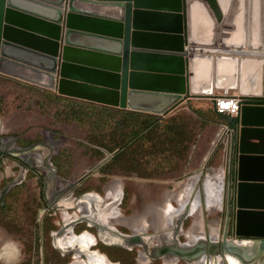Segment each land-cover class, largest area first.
Returning <instances> with one entry per match:
<instances>
[{"label":"water","instance_id":"1","mask_svg":"<svg viewBox=\"0 0 264 264\" xmlns=\"http://www.w3.org/2000/svg\"><path fill=\"white\" fill-rule=\"evenodd\" d=\"M17 1L0 0V76L60 97L164 118L196 95H214L213 87L203 86V80L201 91L192 90L194 71L200 68L203 79L202 63L208 61L211 70L225 63L231 66L233 77L229 83L219 80L217 87L224 93L217 96H229V89H238L242 97L264 101V67L261 94L246 95L235 84L243 83L245 66L237 80L238 66L223 59L234 56V51L223 48L219 52L224 56H219V39L205 41L211 42V49L194 45L191 0H24L51 14ZM204 1L221 22L223 17H217L220 11L223 15L220 0L216 7ZM76 3L98 5L106 12L79 9ZM262 10L264 42V0ZM230 119L232 124L222 126L230 130V138L226 134L222 140L231 152L230 192L236 158V239L227 238L229 214L222 242L205 239L183 245L178 237L145 249L153 258L167 256L192 264L231 255L241 264H264V104L243 102L239 114ZM123 237L127 243L117 246L126 249L140 241L135 234Z\"/></svg>","mask_w":264,"mask_h":264},{"label":"rangeland","instance_id":"2","mask_svg":"<svg viewBox=\"0 0 264 264\" xmlns=\"http://www.w3.org/2000/svg\"><path fill=\"white\" fill-rule=\"evenodd\" d=\"M217 17L219 20L222 19L223 15L221 11ZM219 56H224V54H220ZM202 71L203 86L213 87L214 95H196L182 103L164 119V121H167L171 115L183 119L186 124L184 128V138L189 136V131L194 132V138L193 141L189 143V149L185 151L186 149H182V145H180L178 147L180 148L177 153L178 155L173 160L172 154H167L166 152L169 143L164 139H155L154 142L157 144H153V142L152 145L146 144L142 149V153L144 154H139L137 158L139 164L133 166V169L137 167L138 173L142 178L133 174L129 176L128 173L122 171L113 172L115 174L114 177L124 180V184L126 187H129L131 193L129 197H127L130 201L124 203L120 207L125 209V212L121 209L125 218L131 219L133 225H135L119 224L117 228L124 234H134L137 228L143 227V223L145 222L151 224V219L146 218L149 215L148 212L150 211L151 205L154 202L155 204H157V202L162 203V196H164V193H166L168 189L172 190L177 182L186 180L194 176V174L201 173L204 176L197 175L189 181L194 182L195 186L199 181L203 180V183H206L209 178H216L218 186L222 188L223 198L224 174L226 175V171L227 173L230 171L231 152L229 147L223 143L222 137L226 135V131L222 126L232 124L233 120L230 119L229 116H217L214 113V105L216 96L220 93H224V89L217 87V85H219V80L229 83L233 76L231 73V66L226 63L223 64V66H219L218 68L215 67L211 70L210 64L208 61H205L202 63ZM25 84L26 83L13 78L0 76V141L2 138L17 136L19 137V145L23 148H27L36 143L47 144L45 131L48 129L60 131L61 125L58 124V122L65 120L66 116L69 114V110L77 109L73 102L58 100L51 93L41 91V89L30 87L31 85L27 86ZM228 91L230 94L241 96L238 89H229ZM242 99L244 102L245 100H263L262 98L246 97H242ZM87 110V107L83 108V111ZM95 124H97V121L94 122L93 120L86 119L84 126L90 131ZM220 132H222V136L220 135V137L217 138ZM81 136H83V134H81ZM101 136L102 134H100L99 131H95L91 142L100 144ZM216 139H219V141L214 142ZM188 142L189 141H186L183 146ZM63 148L62 146L60 149ZM0 152L1 192L10 182L19 178L21 173V165L19 162H21V160L13 156L14 151L12 150H1ZM83 152L81 148L75 149L74 153L78 161L83 158ZM55 158H57V156H54V159ZM129 164L133 163H125L124 160H114L110 165L113 168L125 169L131 166ZM231 171L235 179L236 158L233 161ZM46 179L47 176L43 172L39 170H30L25 180L13 188L7 195L6 207L0 210V264H72L75 261V257L72 259V254H62L55 248L53 243L52 231L59 229L63 223L62 208L52 215L46 216L44 221L39 218L42 209L46 205L43 189ZM90 180L94 182H92L93 186L90 185L89 188H93L97 187L95 184L101 179L99 174H96ZM84 189L85 188L82 187L79 188L77 194L80 193V190ZM192 191L193 189L189 193L186 191L185 194L184 191L180 192V202H175L177 207L170 204L166 205L163 209V214H158L157 212V215L154 214L155 216H151L156 217L153 225L157 226V229L152 225L147 231H145L147 225H145L144 230L141 229V231L148 236L156 235V240H158V245L156 246L165 243L160 239V231L164 232L166 230H171L170 236L172 238L175 233L178 234L179 238L182 235L186 236L185 231H188L193 225V218L187 217H196L199 214L201 217L203 216V213L198 208L199 201L197 198L199 194H197L193 202L190 200ZM201 204L203 205L202 209L207 210V205L205 208L204 201ZM188 206H190L189 212ZM75 211V209H71L70 213L73 214ZM168 211L171 212L170 215H168ZM162 215L166 216V219L163 218ZM226 215V210L219 216L210 215L208 212H205V219L202 227V230L205 232V237H199V241L205 240L206 234L207 237H209L210 230L217 227V224L220 226L223 235L227 223ZM184 221L185 230L183 229ZM98 222L104 223L102 221ZM139 224L141 225L137 226ZM171 225L173 227H171ZM85 228L86 225L83 223L77 225L76 230L82 231ZM90 231L97 235V229L95 227L91 228ZM215 234L218 235L220 239L221 235L217 230L215 233L211 232V236ZM185 236H182L180 241L187 242V236ZM230 236L229 238H236L234 235V227H231ZM150 238L149 241L153 242ZM169 243L170 242L165 244ZM8 244H12L14 249L7 248V246H9ZM105 246V244L100 242L98 249L101 252L107 251L110 254L112 262H118L116 264H145L143 262L145 260L141 259L139 256L140 250H142L140 247H136L134 250H128L126 248H120L119 246L112 247L111 249ZM5 248L10 250L11 253ZM170 260L172 261L173 259ZM167 263L171 264V262ZM178 263L179 261H177V264ZM149 264L165 263L163 259H158ZM180 264L187 263L181 260Z\"/></svg>","mask_w":264,"mask_h":264},{"label":"flooded vegetation","instance_id":"3","mask_svg":"<svg viewBox=\"0 0 264 264\" xmlns=\"http://www.w3.org/2000/svg\"><path fill=\"white\" fill-rule=\"evenodd\" d=\"M215 4H216V0H215ZM25 85H27V84H25ZM27 86H30V85H27ZM30 87H34V86H30ZM34 88H36V87H34ZM41 91L51 93L54 95V97L58 96L55 93L50 92V91H46V90H42V89H41ZM76 101H80L83 103H90V102L81 101V100H76ZM92 104H94V103H92ZM95 105H98V104H95ZM100 106H102V105H100ZM71 111L72 110H69L68 113ZM75 111H77V110H75ZM68 115L66 116L65 120L58 122V124L61 125L60 131L50 130V129L45 131L47 144L36 143V144L29 146L27 148H23L19 145V137H17V136H11V137H6V138L1 139V141H0L1 142V144H0L1 150L2 151L3 150H6V151L12 150V151H14L13 156H15L16 159L21 160V162H19L21 165V173H20V176L18 179H15L12 182H10L0 192V210L4 209L6 207L7 195L10 193V191L13 188L18 186L21 182H23L25 180L28 172L30 170H39L47 176V179H46V182H45V185L43 188L44 189V196L46 199V205L42 209V211L39 215V218H41V220L44 221L46 216L52 215L53 213H55L56 211H58L59 209L62 208V221H63V223L59 229L52 231L53 243H54V246L56 249H58L64 255L72 254V259L74 257L76 258L77 253H75L73 249H71L70 251L63 250L61 247H58L56 242H57L58 238L64 232H66V234H67L68 230H70V229L73 231V233L76 236H80L83 233L87 232L90 235H92L95 239L94 243L88 245L87 250L90 253H95L98 251L99 254L106 256V258L112 262V260L110 258V254L107 251L101 252L98 249V246L100 245V242H102L103 244L106 245L105 247H108L111 249L112 247H117V243L111 242L107 236H106V240L100 239L99 238L100 231L103 230L104 232H106V235L113 233L112 235H115L118 237H123V236L131 237L132 235L135 234L136 236H138L140 238V241L139 240L136 241L135 245L132 246L131 248H129L128 250H134L136 247L142 248V250H140V253L144 252L146 254V257H147L146 261H143V260L142 261L145 264H149V263H153V261L158 260V259L153 258L151 256V254L149 255V253L146 252L145 249L150 250V249H152V247H155L156 245H158V240H156V238H157V237H155L156 235L148 236L146 233L142 232L141 229L144 230L145 225H147V228L145 231H147V229L151 225L157 229V226L153 225V223H155V219H156V217H154L155 216L154 214L157 215V212H158V214L159 213L163 214V209L165 208V206L169 205V204L172 205L171 204V201L173 200L172 194H177L178 192L183 190L185 185L187 184L186 189L184 190V194L186 193V191H188V193H189L193 189L192 194L190 196V200L192 202L196 199L197 194H199V197L197 198V200L199 201L198 202L199 203L198 208L203 213V216H202L203 222L205 219V216H204L205 212H208L210 215L219 216L221 213H223L226 210V214H227L226 218H228V215L230 214L227 238L228 239H236V238H229V237H231L230 236L231 235V227H234V218H235V211H236V208H235V202H236L235 201V179L233 178V173H232V182H231L232 190L230 192V187H229L230 186V179H229L230 171L228 173L226 171V175L224 174L225 181H224L223 200L221 201L220 205L217 204V207H215L213 211L209 212L207 210L202 209L203 205L201 204L204 201L205 208H206V203L208 200V198H207L208 197L207 196V190H208V184L207 183H208V181L206 183H203V180L199 181V182H197L196 186H195L194 182H189L192 178H194L197 175L203 176L201 173H199V174L197 173V174H194V176H191L186 180L177 182L176 185H174L172 190L168 189V191H166V193H164V196H162L163 197L162 203L157 202V204H155V202H154L151 205V208L149 209L150 211L148 212L149 215L146 217L148 219H151V224L149 222L143 223V227L139 228V229L137 228L135 233L132 235H127V234H124L123 232H120L119 229L117 228V226L119 224H129L132 226H134L135 224L133 225L131 219L125 218V216L121 210L123 208L120 207L124 203H128L130 201V199L127 198L131 194L130 189H129V187H126V185L124 184V180L122 178L114 177L115 174L113 172L114 171H122L124 173H128L129 176L133 174L139 178H142V177L139 175L138 171H134L133 166L126 167L127 169L126 168L125 169H121V168L118 169V168L111 167L110 164L113 161V158L115 157V153H110L106 150V148L101 147V146L96 145V144H93V142H91V139L93 138V135H94L93 132L91 130L88 131L83 124H81L78 121L72 120ZM81 134H83L84 137L81 136ZM226 134H227L228 138H230V132L227 131ZM216 140H215V142H216ZM62 146L64 148L60 149V148H62ZM77 148H79V149L81 148L84 151L82 153L83 158L79 161H78V159H76L75 153H74L75 149H77ZM34 149H40V151L43 152V160L41 163L42 167H40L41 165H36V162H37L36 159H34L35 164H33L31 162L29 163L28 161H26L22 157V155L24 153H26V154L30 153ZM0 154H1V152H0ZM54 156H57V158L54 159ZM53 159H54V162H53ZM43 170H45L47 173ZM135 170H137V167L135 168ZM210 172H212V171H210ZM96 174H99V177L101 180L97 184H95V185H97V187L89 188L90 185L93 186L92 182H94L90 179ZM54 178L60 179V181L62 182V184L64 185L65 188L62 191V190L58 189V187L56 186L55 187V190H56L55 195L56 196L54 198H50L48 195V191L50 190V185H51ZM226 178H227V181H226ZM81 187L85 188V189L80 190V193L77 194V190ZM8 188H9L8 192L3 194L4 191ZM218 189L220 190V187ZM226 189H227V191H226ZM59 191H60V193H59ZM167 193H171V195L167 196L166 195ZM180 194L178 195L179 197H176V199L174 198V201L180 202ZM127 199H129V200H127ZM68 203H71V204L67 205ZM99 203H100V205H99ZM172 203H173V205H175L177 207V204L175 202H172ZM117 204H118V206H117ZM84 206H86V207H84ZM71 209H73V210L75 209L76 211L73 214H71L70 213ZM123 210L125 212V209H123ZM189 211H190V206H188V212ZM170 213L171 212L168 211V215H170ZM152 215H154L153 216L154 220H153V217H151ZM197 216L202 218L200 214ZM165 217L166 216H164V218ZM189 217L193 218V225H194L195 221H196L195 220L196 217L195 216H188L187 218H189ZM186 219H185V221H186ZM103 220H104V223L98 222V221L103 222ZM185 221L183 223V229L184 230H185ZM83 223L86 225V228L82 231H77L76 230L77 225L83 224ZM217 223H218V220H217ZM110 224H111V226H110ZM140 225L141 224H139L137 226H140ZM193 225H192V227H193ZM218 226L219 225L217 224V227H214L210 230V236L209 237H207V234H206L207 240L213 241L212 236H211V232L215 233L217 230L221 235L220 239L218 238L219 239L218 241H220V242L223 241L224 234H225L226 228H227V223H226V227H225L223 235L221 233L220 226L219 227ZM94 227L97 229V235L93 234L90 231V229L94 228ZM188 231H185V232H188ZM139 235H141V236H139ZM234 235H235V233H234ZM182 236H185V235H182ZM181 237H180V239H181ZM149 238L152 239L153 242L149 241ZM186 238L188 240V237H186ZM218 241H213V242L215 243ZM180 242L183 245H193V244L189 243V240L187 242H182V241H180ZM8 245L9 246H7V248L14 249L13 248L14 246L12 244H8ZM146 245H148V246H146ZM69 246H72L73 248H76V249L80 248V244L77 241H75V242L72 241ZM119 247L125 249L124 247H121V246H119ZM7 248H5V249H7ZM90 248H92V249H90ZM8 251L10 252V250H8ZM13 252H14V250H13ZM140 253H139V256L141 257ZM78 256H80V257L82 256L81 258L83 260L86 257L82 253L79 254ZM165 258H161V259H163V262L165 264H170V263L166 262ZM170 259H175V258L170 257ZM177 260L179 261L178 264H180L181 260L180 259H177ZM113 262H115V264L118 263L117 261H113Z\"/></svg>","mask_w":264,"mask_h":264},{"label":"bare ground","instance_id":"4","mask_svg":"<svg viewBox=\"0 0 264 264\" xmlns=\"http://www.w3.org/2000/svg\"><path fill=\"white\" fill-rule=\"evenodd\" d=\"M17 3L29 9L51 14V12L48 9H45L44 7H41L39 5L24 0H18ZM75 5L77 8L84 9L86 11H93L100 13L106 12V9L104 7L98 5H89V4H81V3H76ZM262 5H263V0H220V7L223 11V20L219 22L215 19L214 13L206 1L191 0L189 2L191 34H192V39H194L193 40L194 45L199 46L201 43L208 49H211L212 46L209 45L211 42L206 43L205 41H207L208 39H219L221 43L219 44V46H217V48H219L217 49L218 52L223 50V48H228L229 50L234 51L235 53L234 56L223 57V59H228L231 61V63L238 66L239 78L237 80H239L240 75H242L240 71L242 69L241 66H245V70H244L245 78L243 80V83L241 81L239 82L237 81L235 82V84H237L238 87H243V93L246 95H257V94H261L262 92V68L264 67V42L262 41L263 39L262 38V31H263ZM224 41L226 44H223ZM218 54L221 53L219 52ZM214 56L216 55L214 54ZM212 61H215L216 63V60H212ZM202 89L203 87H202L201 71L200 68H196V71H194V74L192 76V90L193 92H197V91H201ZM22 157L29 163L31 162L33 164H35L34 159H36V161L38 162V163L36 162V165H41L43 160V152H41L40 149H34L30 153L27 154L24 153ZM40 167H42V165ZM207 184H208V190H207L208 200L206 205H207V210L211 212L214 210L215 207H217V204L220 205L223 199L222 198L223 191L221 186H218V181L216 178L209 179ZM56 186L58 187V189L62 191L65 188L62 182L60 181V179L54 178L50 185V190L48 191V195L50 198H54L56 196L55 195ZM219 187L220 190L218 189ZM70 204L71 203H68L67 205ZM162 217L164 218V215H162ZM202 227H203V220L198 216L193 227L190 228L188 232H186L190 244L196 243V241L199 240V237L201 238L205 237V232L202 230L203 229ZM170 231L168 230L164 232L160 231L161 232L160 239L165 243L173 242L176 241V239H178V234L175 233V235L172 238L170 236ZM112 234L106 235V232L102 230L100 231L99 238L102 240H106V236H107L111 242H115L117 244L127 243L124 237H118ZM212 240L218 241V235L216 234L212 235ZM72 241L74 242L77 241L80 244V248L76 249L73 248L72 246H69ZM94 241H95L94 237L89 233L85 232L80 236H76L73 233V231L70 229L68 230L67 234L66 232H64L58 238L56 244L58 245V247H61L63 250L70 251L71 249H73L74 252L77 253V257L75 258V261L72 264H115L112 263L109 259H107L106 256L99 254L97 252L90 253L87 250L88 245L94 243ZM165 243L163 245H166ZM81 253L84 256H86L84 260L81 258L82 256L81 257L78 256ZM169 258L170 257L165 258L166 262H171V264H177L178 261L177 259H173L171 261ZM141 259L145 261L147 260L146 254L144 252H141ZM197 263L241 264L236 257L231 255H227L226 257L217 256L214 258H204L192 264H197Z\"/></svg>","mask_w":264,"mask_h":264},{"label":"trees","instance_id":"5","mask_svg":"<svg viewBox=\"0 0 264 264\" xmlns=\"http://www.w3.org/2000/svg\"><path fill=\"white\" fill-rule=\"evenodd\" d=\"M209 1L216 7L215 0ZM55 98L73 102L77 107V111L71 109L72 111L69 112L68 116L72 120L78 121L83 125L85 124L86 119L93 120L94 122L97 121V124L91 129L93 134L95 131H99L100 134H102L100 137V144H96L106 148L110 153H115L113 161L124 160L125 163H133L129 164L131 166L139 164L137 158L139 154H144L142 153V149L146 144L152 145V142L153 144H157L154 142L155 139H164L169 143L166 152L167 154H172L174 160L180 150L178 147L182 145V149L185 148V151H187L189 149V143L192 142L194 138L193 131H189V136L184 138V128L186 124L183 119L176 116L171 115L167 121H164L168 115L164 118H160L150 114L132 111L126 112L121 109L95 105L92 103H83L66 97L56 96ZM245 102L264 104L263 100H248ZM85 107L88 108L87 111H83V108ZM214 113L217 116L226 117V115L218 113L215 105ZM186 141L189 142L183 146ZM134 171L138 170L134 169Z\"/></svg>","mask_w":264,"mask_h":264},{"label":"built area","instance_id":"6","mask_svg":"<svg viewBox=\"0 0 264 264\" xmlns=\"http://www.w3.org/2000/svg\"><path fill=\"white\" fill-rule=\"evenodd\" d=\"M242 104H243V99L241 96L238 95L230 94L229 96H217L215 98V108L218 111V113L229 117H236L240 112V108ZM224 130L226 132L227 131L230 132L228 128H225ZM221 133L222 132H220L219 135H221Z\"/></svg>","mask_w":264,"mask_h":264},{"label":"crops","instance_id":"7","mask_svg":"<svg viewBox=\"0 0 264 264\" xmlns=\"http://www.w3.org/2000/svg\"><path fill=\"white\" fill-rule=\"evenodd\" d=\"M24 83V82H23ZM27 85H30V84H28V83H26ZM31 86H33V85H31ZM35 87V86H34ZM37 88V87H36ZM126 112H129V111H126ZM187 185V184H186ZM186 185H185V187H184V189L183 190H181V191H184L185 189H186ZM180 191V192H181ZM180 192H178L177 194H172L173 195V200L171 201V204L173 205V203L172 202H176V201H174V198H176V197H179L178 195L180 194ZM171 195V193H167V196H170ZM178 199V198H177Z\"/></svg>","mask_w":264,"mask_h":264}]
</instances>
